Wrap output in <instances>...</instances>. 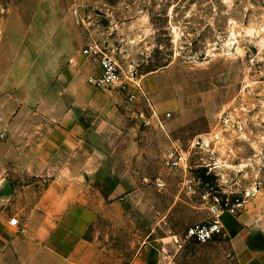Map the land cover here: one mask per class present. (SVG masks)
Listing matches in <instances>:
<instances>
[{
    "label": "rangeland",
    "instance_id": "obj_1",
    "mask_svg": "<svg viewBox=\"0 0 264 264\" xmlns=\"http://www.w3.org/2000/svg\"><path fill=\"white\" fill-rule=\"evenodd\" d=\"M72 12L124 71L135 69L144 93L131 105L150 100L160 117L145 125L135 114L137 152L109 153L95 181L105 200L92 195L81 216L96 220L85 236L104 264H239L224 234L174 237L208 219L216 196L264 218V0H73ZM175 143L188 165H166Z\"/></svg>",
    "mask_w": 264,
    "mask_h": 264
},
{
    "label": "crops",
    "instance_id": "obj_2",
    "mask_svg": "<svg viewBox=\"0 0 264 264\" xmlns=\"http://www.w3.org/2000/svg\"><path fill=\"white\" fill-rule=\"evenodd\" d=\"M72 7L11 0L0 14V264H104L105 250L84 234L96 220L81 216L92 195L105 200L95 181L106 177L109 153L138 150L137 109L89 82L100 69L83 48L95 38ZM221 220L239 264H264L257 206Z\"/></svg>",
    "mask_w": 264,
    "mask_h": 264
},
{
    "label": "built area",
    "instance_id": "obj_3",
    "mask_svg": "<svg viewBox=\"0 0 264 264\" xmlns=\"http://www.w3.org/2000/svg\"><path fill=\"white\" fill-rule=\"evenodd\" d=\"M84 54L91 60L94 66L99 67V73H93L89 76V82L98 89H117L123 93L130 103H135L139 94H143V88L136 75L135 69L126 72L121 64L112 55L107 46L102 45L98 41H93L83 48ZM147 108L141 111H136V116L141 119L142 123L149 125L152 119L160 117L150 100H148ZM165 163L168 167L178 168L188 165V158L184 155L183 147L175 143L167 150L165 155ZM244 205L241 198H236L234 201L230 199L224 200L216 196L211 206L212 215L200 222L191 224L184 236L175 235L174 242L176 244H185L187 241L196 240L199 242H207L216 235L225 233V227L221 220L223 211L228 210L232 213H237ZM12 224L18 225L19 219L12 217ZM22 230H25L22 228Z\"/></svg>",
    "mask_w": 264,
    "mask_h": 264
}]
</instances>
